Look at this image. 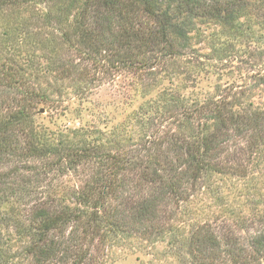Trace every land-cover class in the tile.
Segmentation results:
<instances>
[{"label":"trees","instance_id":"1","mask_svg":"<svg viewBox=\"0 0 264 264\" xmlns=\"http://www.w3.org/2000/svg\"><path fill=\"white\" fill-rule=\"evenodd\" d=\"M10 8L16 27L4 35L23 63L0 71V264H103L128 238L166 236L183 240L189 264H264V220L254 232L238 221H198L188 234L180 225L193 218L197 190L217 197L219 182L252 173L264 154V105L173 85L107 134L34 121L65 82L87 96L126 74L148 93L183 73L202 25L247 34L238 19L264 17V0H0V14ZM44 73L52 85H40Z\"/></svg>","mask_w":264,"mask_h":264},{"label":"rangeland","instance_id":"2","mask_svg":"<svg viewBox=\"0 0 264 264\" xmlns=\"http://www.w3.org/2000/svg\"><path fill=\"white\" fill-rule=\"evenodd\" d=\"M14 12L15 10L10 8L0 14V71L9 66L19 68L23 63L15 48V42L8 41L12 36L4 35L6 29H10L12 33L11 29L16 27L17 18L15 20ZM256 13L257 15H249L246 12L238 19L243 24L237 31L243 32L247 27V34L228 32L218 25H202L197 34H194V52L181 65L183 75L162 76L160 83L146 94L136 77L126 74L97 86L87 96H77L73 93V88L69 87V83L65 82L60 88L64 91L62 97L58 99L56 94H53L58 101H55L54 105H57L51 107L39 103L34 121L54 132L64 128L78 129L94 125L107 134L113 127L126 123L130 114L146 100L153 99L163 88L173 85L181 87L185 96L203 98L214 93L228 92L230 101L235 100L238 105L241 103L242 106L263 107L264 17H261L259 11ZM28 14V10L23 12V15ZM213 47L222 50L216 52ZM39 61L44 68L45 60ZM38 67L34 66L35 69ZM46 79L41 80L42 87H47L48 83L53 84L51 73L46 74ZM238 107L235 106L236 109ZM257 160L252 166V173L246 177L232 176L226 181L223 180V183L219 182L223 187L217 197L199 190L195 192L188 207L194 214L193 218L180 224L184 226L186 234L189 227L198 221H209L218 228L224 222L222 220L231 224L238 221L245 226L252 225L248 229L250 232L259 227L260 222L264 220V154ZM61 180L64 182L62 185L69 186L74 179L67 175ZM175 223L179 226L176 221L173 222ZM242 233L244 234V231ZM177 240L179 243L183 242L182 239ZM171 242L167 236L157 240L131 237L120 245L108 248L101 260L103 264H189L187 259L191 256H188L187 248L182 243Z\"/></svg>","mask_w":264,"mask_h":264}]
</instances>
